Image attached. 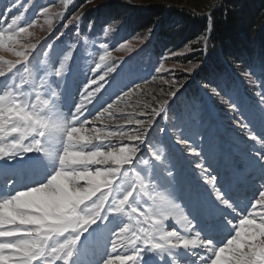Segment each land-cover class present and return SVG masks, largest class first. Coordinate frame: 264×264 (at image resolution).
Segmentation results:
<instances>
[{"label":"snow or ice","instance_id":"obj_1","mask_svg":"<svg viewBox=\"0 0 264 264\" xmlns=\"http://www.w3.org/2000/svg\"><path fill=\"white\" fill-rule=\"evenodd\" d=\"M20 9L27 11L21 0H12L0 12V36L9 45L18 44L21 34L31 35L20 25ZM79 19L61 26L71 31ZM47 23V38L21 44L15 60H0V205L23 222L12 230L0 228L5 233L0 236V264H154V258L159 264H264V56L253 58L244 72L249 80L256 77L255 93L243 88L234 73L218 72L206 76L199 95L175 110L184 83L161 75L159 82L167 89H147L151 100L132 104L148 83L145 75L130 71L135 56L114 59L107 43L96 47L93 42L89 51L82 32L61 39L66 33L57 36L59 28L53 31ZM109 31L100 29L104 36ZM208 39L201 37L205 49ZM116 50L132 52L133 47L121 43ZM202 63L184 71H203ZM154 71L168 74L173 69L160 62ZM76 74L86 79L66 119L59 101L68 77ZM121 104L132 108L126 115L132 122L125 125L133 126L128 128L133 134L92 147L131 144L135 155L115 174V182L100 191L98 186L86 189L83 180H70L72 193L95 192L82 202L56 183L72 171L59 159L72 146L68 133L92 126L99 114ZM170 111L174 118L169 121ZM232 121L247 137L240 143L251 142L243 153V170L235 165L231 141L223 138L226 127L235 131ZM250 170L258 174V184L255 176L245 177ZM26 176L38 178L20 188ZM242 179L251 187L243 203L232 195ZM25 194L45 201L51 211L30 218L32 205L20 202ZM216 227L225 234L223 246Z\"/></svg>","mask_w":264,"mask_h":264},{"label":"rangeland","instance_id":"obj_2","mask_svg":"<svg viewBox=\"0 0 264 264\" xmlns=\"http://www.w3.org/2000/svg\"><path fill=\"white\" fill-rule=\"evenodd\" d=\"M223 1L224 0H70V2H68V0H21V3L25 4L27 11L23 12V9L19 10L20 12H23V19L20 21V25L28 28V32L31 33V35L21 34L16 37L17 41H19L16 45H9L7 38L0 36V60H15L17 58L15 53L16 51L21 50V44H25L27 41L35 43L37 38H47L50 35L47 21H51L53 31L59 28V32L56 33L57 36H59L60 33H66L65 37H61V39H70L76 35L77 31L82 32L83 36L81 39L87 37L90 41L88 44L89 51L93 50V42L96 43V47H99V43H107L109 51L112 53L114 59H119L121 57L127 59L129 55L136 57L130 71H138L142 73L147 77L148 83L146 84L144 94L139 97H132V104H135L138 99L142 104L148 103L151 100V95L147 94V89H153L155 90V93H159L161 87L167 89V85H161L159 82V77L161 75H164V78L166 79L170 76H174L177 80L182 81L184 87L181 88L180 92L177 94L179 99H177L173 105V109L179 110L183 107L184 103L189 101L193 96H198L201 86L204 85L201 82L194 80L195 73L199 69L186 75L187 72H185L184 69L189 65L183 64L179 59H174L175 56L180 57L185 55L184 51H179L175 55L170 54L163 60L157 58L152 53L153 38L134 53H132L133 51H117L116 49L119 48L121 43L131 44L134 49L141 44L143 40L133 38L128 27L111 24L108 16L110 14L108 6L113 2L116 4V7L118 6L117 10L125 11L127 7L145 8L149 4H165L173 8H184L195 13L204 14L206 18L209 19L210 25V14L212 9ZM11 2L12 0H0V12L4 10L6 5L11 4ZM44 8L49 9L47 14L44 12ZM13 11L14 13L17 12L16 9ZM73 17H80V19L76 22V27L72 28L71 31H68L65 27L61 26L62 24H67L68 20H71ZM85 20L87 21L86 23ZM28 21L33 22L32 27H28ZM99 24L101 26H99ZM90 25L93 27H90ZM101 28L111 29L108 36H104L103 33L100 32ZM211 30L212 28L209 26L208 37L210 36ZM97 33H99V35H97ZM113 45H115V47H113ZM206 52L207 50L204 53L205 55ZM205 58L206 56H204V60ZM204 60L201 67L205 65ZM160 62H163L166 68L173 69V72L168 74L156 73L154 68L158 66ZM231 73L235 74L240 80L243 88L247 89L249 92L255 93L259 89V83H254V81H256L255 76L251 77L249 80L244 75H239L235 72ZM153 77H156V79H153ZM85 79V76L81 74L68 77L63 86V92L59 101L60 105L63 106L65 114L69 111V105H67L66 101L71 98V103H73V105L75 104L78 98V92L82 88ZM0 101H2V98H0ZM3 103L4 100L1 104ZM130 112H132L131 107H125L123 104L117 105L116 107L105 110L103 113L99 114L97 119L91 121L92 126L87 125L81 129H72L71 132L68 133L72 146L66 148L59 159L60 161H63V163H67L68 160L65 158V153L70 151L73 152L75 160L71 161L70 159L69 163L74 165L73 179L76 183L83 180L86 189L98 186L96 187V191H100L104 187L114 183L116 179L115 174L118 173L119 169L123 168L125 164L130 163L131 158L135 155V153L131 151L133 147L131 144H125L123 147L117 148L109 147L107 149L102 147H92L93 145H102L105 142L119 143L120 141L128 140L133 134V130L128 129L133 126L125 125L132 122L126 119V115ZM65 117L69 118L68 114L65 115ZM172 118H174V112L170 111L169 121ZM89 120H91V117H89ZM169 121H160V123L163 125ZM123 125H125L126 129L122 131L121 129L123 128ZM230 127L234 128L235 131H230L226 127L223 138L231 141L235 165L238 169L243 170L245 168L243 153L246 148L251 145V142L249 141L248 144L240 143V139L247 140V137L239 130V128L235 127V121L231 122ZM124 143L127 142L125 141ZM93 168L95 171H93ZM248 176H255L256 183H259L258 174L254 171L250 170L245 173V177ZM58 179L61 180L60 176ZM240 183L243 185H249V182L246 179H242ZM70 195L74 198H82V202H85L86 200L91 199L92 195H95V192L77 191L76 193H70ZM20 199L26 204L32 205L36 210L35 212L43 213L45 209V201L42 202L41 200H38L35 195L30 194H25L21 196ZM116 222L117 221H114L113 223ZM172 223H174V221H172ZM3 235H5V233L0 231V236ZM155 263L157 264L154 260V264Z\"/></svg>","mask_w":264,"mask_h":264},{"label":"trees","instance_id":"obj_3","mask_svg":"<svg viewBox=\"0 0 264 264\" xmlns=\"http://www.w3.org/2000/svg\"><path fill=\"white\" fill-rule=\"evenodd\" d=\"M117 7L113 2L108 6L111 24L128 27L133 38L143 40L132 53L153 38L152 53L162 60L173 52L193 48L174 57L190 65L203 62L207 50L203 71L194 76L202 84H206V76L218 72L244 75L253 58L264 56V0H224L212 9L210 25L204 14L165 4L127 7L125 11ZM209 26L212 30L205 49L201 37L208 34Z\"/></svg>","mask_w":264,"mask_h":264},{"label":"bare ground","instance_id":"obj_4","mask_svg":"<svg viewBox=\"0 0 264 264\" xmlns=\"http://www.w3.org/2000/svg\"><path fill=\"white\" fill-rule=\"evenodd\" d=\"M71 99V98H70ZM70 99H66L67 101H66V103H67V105H69V111H67L68 113H64V111H63V106H61L60 105V108H61V111L64 113V115H67L68 114V116L70 117V114H71V112H72V110H73V103H71V100ZM3 102V98H2V101H0V104ZM60 104V103H59ZM65 118H67V117H65ZM57 148H59V145H57L56 146ZM69 150V149H68ZM74 156L75 155H73V152H66L65 153V158H66V160H68L67 161V163L65 162L64 164H65V166L66 167H68V168H70V169H72V171H68V172H65V173H63L61 176H60V178H61V180H59V179H57V181H56V183L59 185V186H61L62 188H64L66 191H68L69 192V194L70 193H72L71 192V188H70V186H69V181L70 180H73L74 181V179H73V172H74V165L73 164H70L69 162H70V159H71V161L72 160H75L74 159ZM65 160V159H64ZM62 163H63V161H61ZM36 197V196H35ZM38 200H41L40 198H38V197H36ZM42 202H44L43 200H41ZM20 202H22L23 204H25V205H28V204H26L23 200H21L20 199ZM44 207H45V209H44V211H51V207L49 206V205H47V203L45 202V204H44ZM41 208V207H40ZM41 210V209H40ZM36 210H35V208L32 206L31 208H29V210H28V213H29V217L31 218V217H36V218H39V216L40 215H42L43 213H37V212H35ZM39 211V210H38ZM6 219H8V220H10L11 221V223H8V224H5V220ZM19 223H23V222H20V221H16V220H14L10 215H8L7 213H6V207H5V205H0V227L2 228V227H6V228H8V229H10V230H12L13 228H14V226L15 225H17V224H19ZM116 223H118V221L116 222ZM177 255H178V257L181 259V260H183V256L180 254V253H177ZM147 258V257H146ZM155 260V259H154ZM157 262V261H156Z\"/></svg>","mask_w":264,"mask_h":264}]
</instances>
